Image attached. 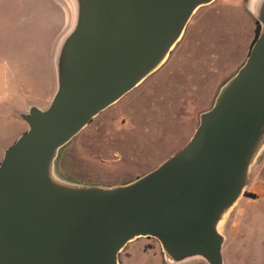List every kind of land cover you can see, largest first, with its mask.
Instances as JSON below:
<instances>
[{"label":"water","instance_id":"1","mask_svg":"<svg viewBox=\"0 0 264 264\" xmlns=\"http://www.w3.org/2000/svg\"><path fill=\"white\" fill-rule=\"evenodd\" d=\"M214 0H74L55 51L57 90L0 163V264H119L140 237L170 264H225L221 228L264 149V0L245 62L200 114L187 144L154 170L113 186L59 180L60 150L155 73L194 13Z\"/></svg>","mask_w":264,"mask_h":264},{"label":"rangeland","instance_id":"2","mask_svg":"<svg viewBox=\"0 0 264 264\" xmlns=\"http://www.w3.org/2000/svg\"><path fill=\"white\" fill-rule=\"evenodd\" d=\"M64 1L69 7L74 3V0ZM19 3L18 0H5L0 8V48L8 55H19L23 48L22 27L25 22ZM205 17L206 20L199 23L200 28L195 31L196 40L192 42L189 53L180 59L174 75L171 72L151 74L137 88L95 117L60 150L54 168L59 180L86 186L126 184L154 170L187 144L199 125L200 114L207 111L204 108L205 76L209 81L220 76L211 66L215 62L212 54L215 44L226 45L229 49L236 46L231 57L236 59L247 35L246 30L233 37L223 32V20L217 6L210 8ZM230 71L223 73L228 75ZM227 219L221 228L224 235ZM248 238L250 240L251 237ZM250 241L241 247L242 252L235 259L233 246L226 239L225 264H264L263 225ZM119 264L170 263L166 261L157 239L140 237L120 252ZM186 264L207 263L196 260Z\"/></svg>","mask_w":264,"mask_h":264},{"label":"crops","instance_id":"3","mask_svg":"<svg viewBox=\"0 0 264 264\" xmlns=\"http://www.w3.org/2000/svg\"><path fill=\"white\" fill-rule=\"evenodd\" d=\"M18 1L25 22L22 27L23 48L19 55L16 53L8 55L0 48V163L6 149L28 130V124L20 118V115L28 112L32 105L46 109L51 103L58 85L54 63L55 51L58 42L73 21L72 9L64 0ZM0 2H2L1 8L5 0ZM215 6L223 20L221 23L223 32L233 37L238 32L242 33L246 30L247 35L236 59H231L235 54L236 46H231L229 49L226 45L215 44L216 47L212 51L215 62L211 66L214 73L222 77L218 75L219 78L214 77L209 81L208 76L204 75L205 87H207L205 89L203 86V90L206 91L204 108L207 110L213 105L223 84L245 62L255 37L258 21L250 10V0L221 2L214 0L210 4L201 6L194 15L195 19H190L183 36L170 52L166 62L155 72L156 74L171 72L173 75L176 73L180 59L189 53L192 42L196 40L194 35L197 28H200L199 23L206 20V12ZM192 24L197 25L192 27ZM230 69L228 75L224 74ZM246 192L256 197L246 196ZM262 225L264 226V149L251 169L244 195L238 200L237 206L227 219L225 236L227 243L233 246L235 259L238 253L242 252L241 247L251 242L252 235L258 233ZM248 237H251L250 240Z\"/></svg>","mask_w":264,"mask_h":264},{"label":"trees","instance_id":"4","mask_svg":"<svg viewBox=\"0 0 264 264\" xmlns=\"http://www.w3.org/2000/svg\"><path fill=\"white\" fill-rule=\"evenodd\" d=\"M260 31H261V24L260 23H257V26H256V34H255V37L253 39L252 45L254 44V42L256 41V39L258 38V36L260 34ZM245 195L246 196H249V197H252V198H255L256 197L254 194L249 193V192H246Z\"/></svg>","mask_w":264,"mask_h":264}]
</instances>
